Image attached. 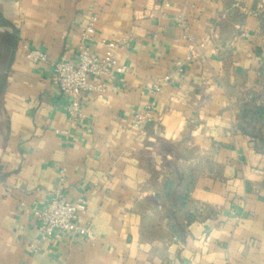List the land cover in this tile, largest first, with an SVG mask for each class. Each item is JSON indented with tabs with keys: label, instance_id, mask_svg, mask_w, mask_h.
<instances>
[{
	"label": "crops",
	"instance_id": "obj_1",
	"mask_svg": "<svg viewBox=\"0 0 264 264\" xmlns=\"http://www.w3.org/2000/svg\"><path fill=\"white\" fill-rule=\"evenodd\" d=\"M178 15L204 44L196 58ZM82 41L96 55L123 43L124 70L101 98L81 92L72 121L51 63L75 62ZM263 81L264 0H0V264H264V150L238 128ZM181 172L194 219L177 237L156 194ZM54 196L86 200L91 238L40 237L32 210Z\"/></svg>",
	"mask_w": 264,
	"mask_h": 264
},
{
	"label": "built area",
	"instance_id": "obj_2",
	"mask_svg": "<svg viewBox=\"0 0 264 264\" xmlns=\"http://www.w3.org/2000/svg\"><path fill=\"white\" fill-rule=\"evenodd\" d=\"M175 23L183 29V37L187 43L188 55L196 58L202 53L204 44L198 43L190 31L188 24L182 15L175 18ZM94 33L93 19L89 20L81 28L82 40L89 39ZM108 50L102 55L90 52L88 46L80 43L75 62L60 60L52 62L53 81L57 88L67 97L66 111L72 121H75L82 111L80 93L94 92L96 97L101 98L106 91L104 80H112L115 72H122L124 67L111 52L114 48H123V43L105 42ZM27 57L32 61H47V54L41 50L31 49ZM177 71L182 72L183 63L180 60L174 62ZM171 76L165 75L157 80L152 86V92H159L166 86ZM154 103L146 106L143 111H138L133 116V126L142 128L155 119L152 115ZM86 210V200L79 197L74 201H68L64 197L54 196L42 209L32 210L33 216L38 221V230L41 238H45L58 232H69L78 236L91 238L88 228L79 225L76 221L78 214Z\"/></svg>",
	"mask_w": 264,
	"mask_h": 264
},
{
	"label": "trees",
	"instance_id": "obj_3",
	"mask_svg": "<svg viewBox=\"0 0 264 264\" xmlns=\"http://www.w3.org/2000/svg\"><path fill=\"white\" fill-rule=\"evenodd\" d=\"M260 83L263 80V68L257 79ZM258 82V83H259ZM264 85V81L262 82ZM238 128L242 133L249 135L256 144L258 150H264V96L261 93H253L248 98L240 101V118ZM178 182L167 179L164 182L163 193L156 194L162 199L167 217L172 221L171 229L174 236L179 237L184 225L194 219L188 211L190 203L189 189L193 184L192 174L187 176L184 172L177 173Z\"/></svg>",
	"mask_w": 264,
	"mask_h": 264
}]
</instances>
